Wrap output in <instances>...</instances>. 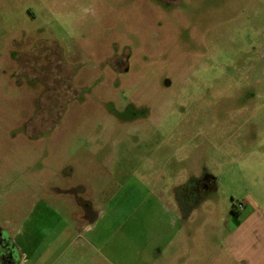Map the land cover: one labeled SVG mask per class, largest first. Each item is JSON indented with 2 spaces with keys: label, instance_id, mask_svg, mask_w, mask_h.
<instances>
[{
  "label": "rangeland",
  "instance_id": "rangeland-1",
  "mask_svg": "<svg viewBox=\"0 0 264 264\" xmlns=\"http://www.w3.org/2000/svg\"><path fill=\"white\" fill-rule=\"evenodd\" d=\"M195 179L188 225L217 249L198 264H249L224 243L264 245V0H0V228L22 264H153Z\"/></svg>",
  "mask_w": 264,
  "mask_h": 264
},
{
  "label": "crops",
  "instance_id": "crops-1",
  "mask_svg": "<svg viewBox=\"0 0 264 264\" xmlns=\"http://www.w3.org/2000/svg\"><path fill=\"white\" fill-rule=\"evenodd\" d=\"M176 195H179L180 198L178 197L177 200L174 199V201H172L171 205L173 206L170 205L162 208V212L172 215L169 223L154 227L153 231L151 230L153 233V242L150 246H147V256L153 264H158L163 259L168 262L172 260L175 262L178 261L180 264H189V261L198 264V262L201 263L205 259L207 260L206 262H208L216 256L217 249L202 242L206 224L203 225V223H201L202 218H200L197 219L196 226L188 225V221H192L193 219V211L197 210L200 206H198L197 203L195 205L197 207L194 210H190L187 204V192L185 191V193L183 192L182 194L177 191ZM82 201L86 203V207H89L88 216L82 218L83 221L85 220L84 223H87L86 228L89 230L96 223L98 215L95 211H91L92 203L89 200ZM236 211L238 212L239 210ZM260 221L264 223L263 219ZM198 223L201 224L198 226ZM208 227L209 226H207V228ZM262 230L264 231V228H262ZM228 232L224 243L228 257L234 256L237 258V256L234 255L237 253L239 260H248L249 264H253L254 262L256 264L264 263V245L262 246L260 241L258 243H247V231L240 226L228 228ZM237 232L241 235V241L239 243L235 240ZM173 245H175L177 249L171 251Z\"/></svg>",
  "mask_w": 264,
  "mask_h": 264
},
{
  "label": "flooded vegetation",
  "instance_id": "flooded-vegetation-1",
  "mask_svg": "<svg viewBox=\"0 0 264 264\" xmlns=\"http://www.w3.org/2000/svg\"><path fill=\"white\" fill-rule=\"evenodd\" d=\"M118 62H120V61H118ZM60 63L62 65L61 57H60ZM63 67H65V66H63ZM66 68H68V67H66ZM25 72L28 73L26 70H25ZM70 75H71V73H70ZM32 77H34V76H32ZM36 79H38V78H36ZM39 80H41V79H39ZM41 81H43V80H41ZM205 187L207 188V186L203 183V180L201 181V180L195 179V180H191L187 184V186L184 185L181 188H177L176 190H178L182 194H183V192L185 193V191L187 192V195H188L187 204H188L189 209L192 210V209H195L197 207V206H195L197 203L199 206V202L203 199V198H201V196L205 192ZM76 191H77L76 188H73V187H68L67 190L63 189V192L66 193L68 196H73V200H74L75 205L77 202L80 204V208H81L83 214H81L79 217L86 218L88 216V213H89V207L82 208L84 205L86 206V203L83 202L82 199H80V198L76 199ZM178 197H179V195H175L174 199L177 200ZM23 257H24L23 253L20 251L15 240H13L10 237V234L8 233V231L0 228V264H22Z\"/></svg>",
  "mask_w": 264,
  "mask_h": 264
},
{
  "label": "built area",
  "instance_id": "built-area-1",
  "mask_svg": "<svg viewBox=\"0 0 264 264\" xmlns=\"http://www.w3.org/2000/svg\"><path fill=\"white\" fill-rule=\"evenodd\" d=\"M242 207H243V206H242L241 204H238V205H237V208H238V209H242Z\"/></svg>",
  "mask_w": 264,
  "mask_h": 264
},
{
  "label": "trees",
  "instance_id": "trees-1",
  "mask_svg": "<svg viewBox=\"0 0 264 264\" xmlns=\"http://www.w3.org/2000/svg\"><path fill=\"white\" fill-rule=\"evenodd\" d=\"M232 211L237 212V211L235 210V208H232Z\"/></svg>",
  "mask_w": 264,
  "mask_h": 264
}]
</instances>
